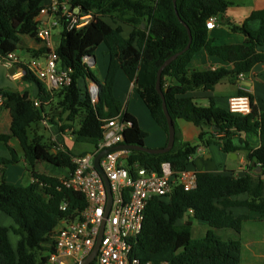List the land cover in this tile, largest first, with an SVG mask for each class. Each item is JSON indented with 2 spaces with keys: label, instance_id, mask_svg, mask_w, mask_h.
I'll list each match as a JSON object with an SVG mask.
<instances>
[{
  "label": "trees",
  "instance_id": "16d2710c",
  "mask_svg": "<svg viewBox=\"0 0 264 264\" xmlns=\"http://www.w3.org/2000/svg\"><path fill=\"white\" fill-rule=\"evenodd\" d=\"M45 1L0 0V62L18 51L22 37H38ZM145 1L53 0L93 18L90 26L80 30H69L66 21L62 22L61 41L56 52L59 68L70 75V85L50 91L22 64L25 71L22 80L37 86L40 106H35L36 100L29 92L0 89L3 106L11 111L13 119L12 135H0V144L11 155L10 159L0 158V211L15 223L12 229L0 226V264H47L55 251L59 224L64 220H76L78 212L87 205L82 194L63 187L62 178L36 171L38 164L45 163L72 173L76 169L73 159L89 152L75 154L68 147L57 146L55 150L39 133L45 120L57 125L61 134L71 132L75 146L90 145L93 150L103 138L104 125L120 117L128 124L124 143L145 146L147 133L114 94L117 74L123 71L168 137L163 100L156 89L157 73L166 60L187 47L189 35L183 23L192 33L191 47L163 71L161 79L167 108L176 128L175 145L169 153L158 155L132 151L126 165H138L161 174L162 164L169 163L175 173H181L189 170L191 160L201 147L216 145L227 155L244 152L249 169H253V163L264 169V108L254 105L253 96L244 91L238 93L251 100L252 111L248 115L219 108L213 99L208 107H203L191 96L198 90H213L225 80L234 82L239 76L250 73L255 65L264 63V9L236 25L226 16L229 0H177L176 7L174 0ZM211 18L219 20L232 33L242 34L245 42L215 45L207 29V21ZM255 20L261 22L257 31L249 27ZM120 25L132 29L128 37L124 36ZM102 44L107 47L110 59L106 76L100 80L85 59L94 57ZM202 50L233 65V69L221 67L190 72V62ZM49 52L44 46L32 56L39 58ZM90 82L99 88L97 104L91 100ZM179 119L203 129L199 143L183 141L177 125ZM243 135L258 136L259 147L254 148L241 137ZM12 138L17 139L21 155L11 146ZM21 158L27 163L33 179L27 187L6 182V168L18 164ZM196 176L195 190L176 187L169 198H154L149 202L143 230L133 247L134 256L143 263L242 264V241L226 239L218 231L241 233L248 216L236 215L234 209L264 215V179L250 173L236 176L234 172H198ZM243 196L246 199L240 200ZM181 220L183 224L179 223ZM194 221L208 225L204 237L193 238ZM10 231L20 237L16 249L11 244Z\"/></svg>",
  "mask_w": 264,
  "mask_h": 264
},
{
  "label": "built area",
  "instance_id": "2783aa9c",
  "mask_svg": "<svg viewBox=\"0 0 264 264\" xmlns=\"http://www.w3.org/2000/svg\"><path fill=\"white\" fill-rule=\"evenodd\" d=\"M44 15H50L49 23L41 22L40 18ZM40 18L37 36L47 44L52 40L53 29L62 27V22L66 21L69 30H80L90 26L93 21L91 15L81 13L79 9L71 11L66 3L59 5L55 2L41 11ZM215 27V19H209L207 29L210 31ZM85 62L89 65L93 60L86 58ZM0 64L8 68L20 66L22 71L13 77L19 82L25 75L21 66L25 64L50 91L63 89L71 83L69 73L59 68V55L55 49L50 50L43 58H34L29 62L23 61L17 52L10 53ZM88 88L92 103L97 104L98 86L90 82ZM3 103L4 100L0 97V106H3ZM35 106L39 107L40 103L35 101ZM228 109L234 114L248 115L252 111V103L247 96H237L229 100ZM127 127L128 124L120 117L107 122L103 127V138L98 147L84 156L73 159L76 169L62 178V185L66 189L82 194L87 205L78 212L76 220H64L59 224L56 230L55 251L50 255L47 264H80L94 250L102 227V241L96 264H152L143 263L133 254L135 240L143 230L145 211L149 202L154 198H169L176 187H182L185 191L197 188L195 171L175 173L169 163H164L161 174H157L138 165L128 167L126 159L131 151L110 152L100 160L111 193V208L106 215L109 193L95 168L94 161L102 151L124 143V132Z\"/></svg>",
  "mask_w": 264,
  "mask_h": 264
},
{
  "label": "crops",
  "instance_id": "0c3cea01",
  "mask_svg": "<svg viewBox=\"0 0 264 264\" xmlns=\"http://www.w3.org/2000/svg\"><path fill=\"white\" fill-rule=\"evenodd\" d=\"M140 1L146 3L145 0H140ZM229 2L231 4L227 10L226 16L230 18L236 25L243 24L252 15V13L264 9V0H229ZM52 4H53V0L45 1V6H49ZM40 20L42 23H49L51 21V18L50 15L47 16L44 15L41 16ZM215 23H216L215 29L209 31V35L213 40V42L215 43V45L218 46L236 45V44H243L245 42V37L242 34L232 33L231 31H229V29L226 26L221 24V22L217 19H215ZM118 26L119 25H117L116 27ZM260 26H261V22L259 20H255L249 23V27L253 31L259 30ZM122 28H123L124 36L128 37L132 29L127 26H122ZM23 38L24 37H22V41L24 40ZM25 38H29V37H25ZM29 39H32L33 42L32 43L30 42L27 49L24 48L21 43L20 47L24 49L25 52H23L21 56L18 54L19 57L25 62H29L32 59H34V56H32V54L38 52L40 49H42L45 46L44 45L45 42L40 40L39 37L29 38ZM51 42L48 43V48L50 50H54V48L51 46ZM103 45L104 44H102L101 46ZM24 53H26L25 55L27 57L30 56L29 60H27L24 57ZM104 53L106 55V59L103 63V66L100 64V59L96 56H95V61H93V63L91 64V66L98 65V70H99L98 78L100 80H103L106 76L109 65V59H110L107 47ZM107 56H108V60H107ZM43 57L44 55L39 58H43ZM221 67L226 68L228 70L233 69V65L226 63L218 59L217 57L210 56L205 50H202L194 56V58L192 59V61L188 66V69L190 72H195L198 70H206V69L214 70ZM17 90H19L21 93L29 92L31 97L40 103V101L37 99L38 88L35 84H28L23 80H21L18 83ZM239 91L250 93L254 98V105L257 106L259 109L264 108V63L255 65L250 73L243 75L234 82L225 80L220 84L216 85L213 90L210 91L198 90L191 93V96H193L196 99L197 103L203 107H208L210 105V99H213L217 107L228 109L229 100L233 97L239 96L238 95ZM122 92L125 93L126 95L125 97L126 99H128L126 100L127 101L125 107L126 111H128L131 115H133L137 119L140 127L148 135L145 140V146L150 149L165 148L168 143V137L166 133L161 129V127H159V125L152 118L149 109L144 104L140 95L136 91L134 83L129 80V78L125 75L123 71H119L115 81L114 94L121 103H123L124 101V96H122ZM127 96L129 97L127 98ZM134 100L137 106H139V110H141L140 114H138L136 111H134V109L131 108L132 107L131 105L134 102ZM47 110H49V108H47ZM12 124H13V119H12L11 111L4 106H0V135L11 136ZM177 125L179 126L182 132V138L184 142L191 144L199 143V137L203 131L201 127L181 119L177 121ZM39 129H41L39 133L44 135L45 139H47L48 142L52 143L54 148H56L57 146L61 148L68 147L69 149H72V143L75 142V138L71 132L67 131L65 134H61L58 126L48 122V120H45ZM241 137L244 138L246 141L250 142L254 148H258L260 145V139L258 138V136L243 135ZM10 144L18 152L19 155L22 154L17 139L12 138ZM86 151L88 152L89 150H85V152ZM235 155H236L235 158H231V155L224 154L220 150V148L216 145H212L207 148L201 147L199 149L198 154L191 160V164L189 165L188 169L195 171L196 173L209 172L214 174H225V173L234 172L236 173V176H241L244 175L245 173H250L256 176L261 175L262 178L264 179V169H262L261 166L256 167L252 165L253 169L251 170L248 168L247 160L244 152H239L238 154ZM0 158H5V159L11 158V155L7 150V148H5L1 144H0ZM55 169L57 168H54L51 165L47 166V164L45 163L38 164L36 167V171L39 173H46L59 178H64L69 174L68 171L64 172L65 169L63 171L56 173ZM0 171L2 174L1 167H0ZM6 182L11 185L19 186V187H27L33 182V179L29 172V167L27 163L24 161V159L21 158L18 164L10 165L6 168ZM239 199L240 200L246 199V196L240 197ZM238 209H242V208H238ZM240 215L248 216V220L246 222H258L260 224L264 223V215L262 214L248 211L247 213H242ZM0 226L6 227L8 229H12L15 227V223L12 218H10L5 213L0 211ZM242 231L240 234H236L238 235V239L241 238ZM232 236H233L232 233H229L228 238H231ZM249 237L252 239L250 245L252 246L253 249H251V251H254L256 253V249H258V246H260L261 244L264 245V241L261 242V240H258L259 238H264V231H258V230L250 231ZM9 238L13 248L16 249L20 237L16 235L13 231H10ZM254 252L253 254H255ZM242 263H243V259H242Z\"/></svg>",
  "mask_w": 264,
  "mask_h": 264
},
{
  "label": "water",
  "instance_id": "95a60500",
  "mask_svg": "<svg viewBox=\"0 0 264 264\" xmlns=\"http://www.w3.org/2000/svg\"><path fill=\"white\" fill-rule=\"evenodd\" d=\"M176 1L177 0H174L175 7H176ZM183 25L186 27V29L188 31V35H189V43H188L187 47L183 51L176 53L175 55L171 56L168 60H166L163 63V65L160 67V69L158 70V73H157L156 89H157V92L159 93V95L161 96V98L163 100V111H164V114L166 116V119L168 122V128H169L168 143H167L166 147L162 148V149H150V148H147L146 146H131V145H127V144L123 143L122 145L116 146L112 149L102 151L95 158V161H94L95 168L98 170L100 176L104 180V182L107 186V189H108V193H109V206H108V210H107L106 215H108L109 210L111 208V193H110V189H109L108 178L106 177V175L104 174V172L100 166L101 158H103L106 154H108L110 152H118V151H131V152L132 151H139V152H145V153L152 154V155L165 154V153H169L175 145L176 128H175L174 121H173V119L169 113L168 108H167L165 95L163 93L162 86H161V79H162L163 71L169 65H171L174 61H176L180 56H182L185 52H187L191 47V43H192V39H193L191 30L185 23H183ZM91 59L93 61H95V56L91 57ZM21 71H22V68L20 66L8 68L7 66L0 64V89L17 90L19 81L14 80L13 77H14V75H16L17 73H19ZM235 156H236L235 154H232L231 158H235ZM253 166H256V164L253 163ZM1 178H2V174L0 171V180H1ZM102 232H103V227L101 229V234H100L99 240H98L94 250L80 264H92L93 262H95L97 255H98V252H99L101 241H102Z\"/></svg>",
  "mask_w": 264,
  "mask_h": 264
},
{
  "label": "rangeland",
  "instance_id": "374dc122",
  "mask_svg": "<svg viewBox=\"0 0 264 264\" xmlns=\"http://www.w3.org/2000/svg\"><path fill=\"white\" fill-rule=\"evenodd\" d=\"M61 27H57L55 29H53L52 31V42H51V46L54 48V49H57L60 45V36H59V33L61 31ZM24 40L22 41V46L24 48L27 49V47L29 46L30 42L32 43L33 40L32 39H29V38H23ZM44 45L46 47H48V44L44 43ZM21 46V45H20ZM19 46V49H18V54L21 56V54H23V52H25L24 49H22L21 47ZM106 51V47L103 45L101 47H99L97 49V51L95 52V56L98 57L100 59V64L103 66V63L106 59V55H105V52ZM26 53H24V57L29 60L30 59V56H26L25 55ZM107 60H108V56H107ZM89 67L91 68L92 72L98 77V73H99V70H98V65L96 66H91V64H89ZM100 67V66H99ZM122 96H124V101L122 103V105L124 107H126V104H127V101L128 99H126V95L125 93L122 92ZM129 96H127L128 98ZM140 99V98H139ZM132 109H134V111H136L138 114L141 113V110H139V106H137V104L135 103V100L134 102L132 103L131 105ZM78 127V125H77ZM46 141H48L46 139ZM73 153L75 154H81L82 151H85V150H89L91 151L92 150V146L90 145H77L75 146V142L72 143V149ZM49 164H47L48 166ZM50 166V165H49ZM45 167V166H44ZM64 169H55L56 173L60 172V171H63ZM67 170H64V172H66ZM63 172V173H64ZM234 212L235 214H242V213H247L248 211L246 209H234ZM239 212V213H238ZM180 224H183L184 223V220H181L179 222ZM209 230V227L206 223L204 222H200V221H194V234H193V238L194 239H199V238H202L206 235L207 231ZM264 231V223L263 224H260L258 222H245L243 224V231H242V236H241V241L243 243V252H242V259H243V263L242 264H264V245L261 244L260 246H258V249H256V253L254 251H251L252 246L250 245V242L252 241V239L249 237L250 236V231ZM229 233H232V237L231 238H238V235H236L235 232L233 231H230L228 230V232H225V231H218V234L221 235L222 237L224 238H228V235ZM258 240H261V242L264 241V238H259ZM251 252V253H250ZM253 252L258 256L260 257H256L255 254H253ZM261 261V262H260Z\"/></svg>",
  "mask_w": 264,
  "mask_h": 264
}]
</instances>
